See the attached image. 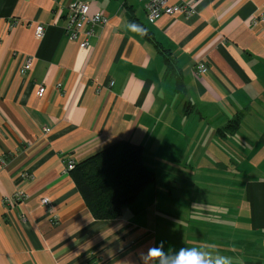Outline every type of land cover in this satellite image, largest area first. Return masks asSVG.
Listing matches in <instances>:
<instances>
[{
  "label": "crops",
  "instance_id": "1",
  "mask_svg": "<svg viewBox=\"0 0 264 264\" xmlns=\"http://www.w3.org/2000/svg\"><path fill=\"white\" fill-rule=\"evenodd\" d=\"M76 1L109 17L87 49L65 31ZM187 1L192 15L151 21L145 0H0V264H160L142 259L160 241L168 256L264 264V0L172 3ZM120 140L156 179L96 219L67 161Z\"/></svg>",
  "mask_w": 264,
  "mask_h": 264
},
{
  "label": "trees",
  "instance_id": "2",
  "mask_svg": "<svg viewBox=\"0 0 264 264\" xmlns=\"http://www.w3.org/2000/svg\"><path fill=\"white\" fill-rule=\"evenodd\" d=\"M143 34H150L143 25L132 18ZM169 69L173 68L170 52L160 45ZM240 123L239 116L219 129V133L234 132ZM143 147L127 140H120L78 162L70 170L77 188L96 219L111 220L121 217L123 209L138 198L143 189L155 182V172L143 160Z\"/></svg>",
  "mask_w": 264,
  "mask_h": 264
},
{
  "label": "built area",
  "instance_id": "3",
  "mask_svg": "<svg viewBox=\"0 0 264 264\" xmlns=\"http://www.w3.org/2000/svg\"><path fill=\"white\" fill-rule=\"evenodd\" d=\"M145 7L147 10L148 18L151 21H155L161 18L163 15H192L194 12L193 3L190 1L184 2L182 4H173L172 0H145ZM68 20L65 26V31L68 37L79 43L82 49H87L91 45V39L95 36L96 28L104 26L109 22V17L101 11H93L90 2L88 1H76L68 6ZM45 32V26L39 24L36 28V36L42 38ZM33 56L25 55L22 59L21 65L19 67V72L21 74H26L31 70L33 66ZM208 67L205 64L199 65L198 72L206 73ZM59 87L62 85L59 83ZM46 91V87L40 86L37 94L43 96ZM77 162L74 158H69L67 161L66 169L70 171L75 167ZM28 198V195L22 191L16 192L12 197L6 198L5 202L24 201ZM43 204L46 206H51V201L47 198H43ZM23 219L26 217L23 216Z\"/></svg>",
  "mask_w": 264,
  "mask_h": 264
},
{
  "label": "clouds",
  "instance_id": "4",
  "mask_svg": "<svg viewBox=\"0 0 264 264\" xmlns=\"http://www.w3.org/2000/svg\"><path fill=\"white\" fill-rule=\"evenodd\" d=\"M163 243L160 241L159 245L149 248L148 253L142 259L147 261L149 257L160 258V264H213L197 249L182 248L173 256H168L161 247ZM214 264H230V261L227 257H219Z\"/></svg>",
  "mask_w": 264,
  "mask_h": 264
}]
</instances>
